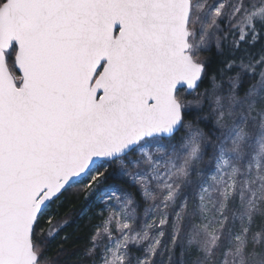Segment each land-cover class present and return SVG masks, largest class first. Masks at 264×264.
Instances as JSON below:
<instances>
[{"label":"snow or ice","instance_id":"snow-or-ice-1","mask_svg":"<svg viewBox=\"0 0 264 264\" xmlns=\"http://www.w3.org/2000/svg\"><path fill=\"white\" fill-rule=\"evenodd\" d=\"M81 237L264 264V0H0V264Z\"/></svg>","mask_w":264,"mask_h":264},{"label":"trees","instance_id":"trees-1","mask_svg":"<svg viewBox=\"0 0 264 264\" xmlns=\"http://www.w3.org/2000/svg\"><path fill=\"white\" fill-rule=\"evenodd\" d=\"M210 63L212 62L211 60L209 61ZM75 245H79L80 247H73L72 245H68L69 252L67 255L62 257L61 259V264H72V260L76 256V253L81 250L83 243H84V238H78L73 242ZM55 248V243L53 244V249ZM187 258V256H186ZM179 263V249L177 250V257L174 260V264Z\"/></svg>","mask_w":264,"mask_h":264},{"label":"rangeland","instance_id":"rangeland-1","mask_svg":"<svg viewBox=\"0 0 264 264\" xmlns=\"http://www.w3.org/2000/svg\"><path fill=\"white\" fill-rule=\"evenodd\" d=\"M188 259H190V257L187 256V258H186V264H187V260ZM161 264H163V261H161ZM178 264H180V259H179V263Z\"/></svg>","mask_w":264,"mask_h":264}]
</instances>
